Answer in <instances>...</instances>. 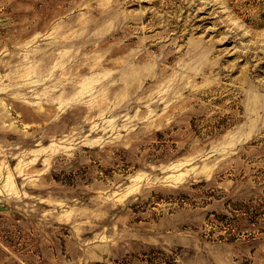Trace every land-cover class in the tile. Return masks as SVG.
<instances>
[{
	"label": "rangeland",
	"instance_id": "374dc122",
	"mask_svg": "<svg viewBox=\"0 0 264 264\" xmlns=\"http://www.w3.org/2000/svg\"><path fill=\"white\" fill-rule=\"evenodd\" d=\"M0 264H264V0H0Z\"/></svg>",
	"mask_w": 264,
	"mask_h": 264
}]
</instances>
